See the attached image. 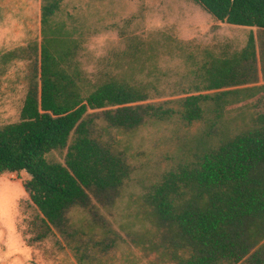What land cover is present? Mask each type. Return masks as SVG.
I'll return each instance as SVG.
<instances>
[{"label":"trees","instance_id":"obj_1","mask_svg":"<svg viewBox=\"0 0 264 264\" xmlns=\"http://www.w3.org/2000/svg\"><path fill=\"white\" fill-rule=\"evenodd\" d=\"M42 1L39 74L31 80L20 120L0 128V175L25 171L31 177L24 187L39 211L34 241L55 232L76 237L81 231L73 228L71 209L90 208L93 196L115 200L130 178L131 164L97 135L96 120L124 131L177 114L187 123L207 115L219 121L228 106L263 90L250 86L259 73L254 33L241 50L194 64L187 80L170 84L179 97L164 103L151 102L166 93L161 70L135 43L121 54L130 57L127 67L118 63L117 71L93 81L76 60L78 43L54 19L63 0ZM193 1L218 21L264 29V0ZM64 149V163L47 158ZM144 202L157 230V239L145 244L155 245L170 264H264V113L197 160L166 172ZM99 233L106 230L94 229L93 238ZM96 244L110 249L115 243Z\"/></svg>","mask_w":264,"mask_h":264},{"label":"rangeland","instance_id":"obj_2","mask_svg":"<svg viewBox=\"0 0 264 264\" xmlns=\"http://www.w3.org/2000/svg\"><path fill=\"white\" fill-rule=\"evenodd\" d=\"M36 10L37 0H0V128L20 120L31 80L39 74L42 32L36 33L29 23ZM54 19L78 43L76 60L93 81L103 72L117 71L118 63L127 67L130 57L123 59L121 54L134 43L146 51L143 57L154 56L150 62L158 65L166 81V93L152 99L154 103L178 98L170 84L187 80L194 64L206 61L210 54L241 50L251 33L257 38L259 64L264 56L263 30L218 21L193 0H63ZM13 45L25 48L15 50L12 60L8 50ZM263 73L250 84L263 90L228 106L219 121L207 115L204 121L187 123L177 114L124 131L96 120L97 135L128 159L132 173L115 200L93 196L90 208L71 209L73 228L81 231L76 237L55 232L34 241L39 211L24 187L31 177L25 171L1 174L0 264H170L155 245L145 244L157 239V230L144 195L166 172L197 160L253 125L264 113ZM66 154L67 149L56 150L47 158L64 163ZM102 228L105 235L93 238L94 229ZM100 239L115 244L105 249L96 244ZM85 253L88 258L82 262L79 256Z\"/></svg>","mask_w":264,"mask_h":264},{"label":"crops","instance_id":"obj_3","mask_svg":"<svg viewBox=\"0 0 264 264\" xmlns=\"http://www.w3.org/2000/svg\"><path fill=\"white\" fill-rule=\"evenodd\" d=\"M42 3H43V1L42 0H37V10H36V13L34 14V16L33 17H30V24H33V27H35L36 28V33L38 32V31H40V33L43 31V25H42ZM252 28H254V27H252ZM261 30H263L264 31V29H261ZM42 38H43V35H42ZM41 43H42V41H41ZM23 49V48H25L23 45L22 46H12L9 50H8V52L9 51H11V54H10V56H11V59L13 60L14 59V53H15V50H17V49ZM26 48H27V46H26ZM40 52H41V45H40ZM19 57V56H18ZM258 62H259V57H258ZM262 65H264V56L263 57H260V64L258 63V71H259V73H258V79H259V74H260V71H264V69L262 68ZM264 74V73H263ZM257 79V80H258Z\"/></svg>","mask_w":264,"mask_h":264}]
</instances>
